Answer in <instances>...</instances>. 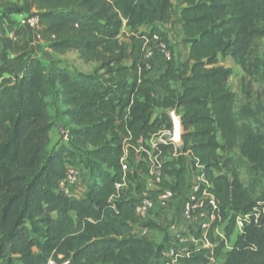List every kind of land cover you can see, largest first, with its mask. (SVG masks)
<instances>
[{
    "label": "trees",
    "instance_id": "trees-1",
    "mask_svg": "<svg viewBox=\"0 0 264 264\" xmlns=\"http://www.w3.org/2000/svg\"><path fill=\"white\" fill-rule=\"evenodd\" d=\"M175 2L183 41L189 46L188 58L180 64L161 29L170 23ZM263 4L28 0L23 9L0 0V258L6 264H125L120 254L143 245L131 236L133 226L159 228L137 213L143 198H157L166 190L173 199L181 196L191 162L204 176L202 188L218 201L206 238L214 243L219 220L228 221L224 241L212 250H175L179 263L215 264L234 232L236 217L249 215L223 264H264V214L255 221L253 212L264 195L254 199L253 188L241 181L247 167L249 178L264 171V124L255 131L247 114L236 111V95L227 88L230 73L218 62L219 55L226 57L229 50L264 36ZM24 11L37 17L41 38L54 55L75 53L84 65H96L95 73L76 71L59 60L15 54L5 27L12 15ZM121 34L127 44L119 40ZM157 42L166 46L170 59L162 73L151 76L144 57ZM50 99L63 108L60 116L71 126L67 142L61 139L52 147ZM175 108L186 134L181 148L175 150L171 143L161 147L163 183H155L143 161L124 182L125 139L136 146L165 129L171 131L168 115H155V110ZM234 148L242 158L231 156ZM175 152H189V157H173ZM70 156L80 162L86 158L93 175L81 200L58 186L67 175ZM244 158L248 162H242ZM130 178L133 183H128ZM120 184H125L122 190L116 187Z\"/></svg>",
    "mask_w": 264,
    "mask_h": 264
},
{
    "label": "rangeland",
    "instance_id": "rangeland-1",
    "mask_svg": "<svg viewBox=\"0 0 264 264\" xmlns=\"http://www.w3.org/2000/svg\"><path fill=\"white\" fill-rule=\"evenodd\" d=\"M179 22V6L175 2L170 23L166 27L162 26L161 29L167 34L175 59L180 64L185 58L187 47L183 41ZM17 30L19 29H15L14 25H12L11 31L8 33L6 32L8 37L12 40L15 54L25 52L41 57L42 54L46 53L45 48L42 47L41 37L39 39L34 38V43L31 44L33 41L27 37H20L22 35L21 31ZM259 30L263 32L262 27H259ZM119 40L121 42H125L126 44L128 43L127 36L124 34L119 36ZM54 60H59L61 63L68 65L76 71L90 75L95 73L97 68L94 64L84 65L78 60L75 53H69L64 57L55 55ZM218 62L220 66L227 69L230 73L227 88L230 92L236 95V111L238 113L244 112L247 114V122L255 131H258L264 124V98L262 96L264 84L261 83V79L264 77V36L255 44L245 46L240 50H229L226 57L219 55ZM150 64V72L158 73L160 69L159 66L152 70L154 67L152 63ZM96 74L99 76L102 75V72H98ZM48 102L53 122L51 131L49 132V147H52L61 139L63 142H67L66 134L71 126L68 124L66 118L60 116L59 112L63 110V108H56V104L52 103L53 99L48 100ZM160 112H165L168 115L170 111L155 110V115H158ZM180 114L181 112L177 111V115L179 117ZM163 133L165 137L168 136V130L165 129ZM155 140H157V137H154L153 141ZM218 140L220 142L219 137ZM126 151V162L131 167V173L129 175L132 176L138 162L143 158V156L141 152H135L128 147L126 148ZM219 153L223 154L222 151ZM231 156H233V158H242V155L236 148L233 149ZM81 160L82 162L74 156H70L67 160L68 172H75L77 176V182L70 189V195L77 197L79 200L85 197L90 179L93 176L89 170L87 159L84 158ZM242 162L248 161L244 158L242 159ZM193 169V181H198L201 177L198 175V172L195 171L196 169ZM249 172L251 171L248 170V167L247 169H244L241 181H243L245 185L249 184L253 188L254 199L261 198V196L264 195V171H260L256 176H252L251 178H249ZM254 174L256 173L254 172ZM188 177H190L189 174ZM253 177H257V179H254ZM144 182L148 188H155L150 179L144 177ZM128 183H133L132 178L129 179ZM140 216L145 222H153L157 224L159 228L148 229L141 225H134L131 236L135 239L141 240L143 245L138 248L127 249L120 254V260L125 264H180L178 258L176 260H172L167 257L168 250L175 249L178 253H183V250L187 248L188 245L186 233H182L180 226L177 225V227H174L176 225V215L172 209L170 208L167 212L159 204H156L153 210H141ZM72 218L74 220L76 219L74 214H72ZM227 221L228 218L225 220H219V223L214 230L215 236L218 240H220V236H225ZM238 228L240 227H235L232 236L228 240L226 239L225 248L215 264H223L226 252L231 249L236 236L239 234ZM162 247L165 248L163 250L164 258H160L158 255ZM0 264H6V259L0 258ZM14 264L20 263L16 261Z\"/></svg>",
    "mask_w": 264,
    "mask_h": 264
},
{
    "label": "built area",
    "instance_id": "built-area-1",
    "mask_svg": "<svg viewBox=\"0 0 264 264\" xmlns=\"http://www.w3.org/2000/svg\"><path fill=\"white\" fill-rule=\"evenodd\" d=\"M15 29H30L35 33L40 32V27L38 24V19L35 15H21L16 22L14 23ZM159 53L164 61L170 59V54L166 49V46L163 43L157 42L155 46L151 49H148L145 53V62L150 70L151 61L154 59L155 55ZM158 76V75H157ZM164 130L153 135L143 141L140 140L136 143V146H131L128 143V140L124 141V157L122 158V170H123V181L125 182L127 175L131 173V167L127 164V151L126 148H130L135 152H141L142 154L147 155V158L144 157L140 160L145 163L153 180L157 184L163 183L165 180V174L161 171V165L165 160V157L162 156L161 147L170 143L169 140L172 137V132L168 131V136L163 135ZM154 137H157V140L153 141ZM67 139V136H66ZM145 146V147H144ZM178 148H175L177 150ZM182 155L186 158L189 157V152H175L173 157ZM193 168H196L195 171L198 172V175L201 177L198 181H193L194 172ZM188 183L183 191L184 201L180 204L178 213H176V225L174 227L180 226L182 233H186L188 240V247L195 248H204L212 250L213 247L220 242L224 241V236H220V240L213 233L214 243H211L206 235L210 229V226L215 222V214L213 211L218 208V201L212 195L208 194L206 190L202 188L203 184H206L204 176L201 173V169L197 166H193L191 162H188ZM77 176L75 172H68L66 177L61 180L58 184L59 188L66 194L70 195V189L76 184ZM125 184L116 185L117 189H123ZM182 193V195H183ZM172 193L168 190L164 191L157 198L144 197L142 200V205L137 209V213L140 215L141 210H153L156 204H159L164 210L169 211L170 202L172 201ZM254 219L255 221L260 214H264V197L261 201L256 203V206L253 208ZM249 222V215H239L236 217V227H240L239 233L242 230L243 224ZM196 234H199V237H196ZM185 248L184 250H187ZM183 250V251H184ZM167 257L176 260L177 254L175 249H170L167 252ZM48 264H53L51 261Z\"/></svg>",
    "mask_w": 264,
    "mask_h": 264
},
{
    "label": "crops",
    "instance_id": "crops-1",
    "mask_svg": "<svg viewBox=\"0 0 264 264\" xmlns=\"http://www.w3.org/2000/svg\"><path fill=\"white\" fill-rule=\"evenodd\" d=\"M9 2H12V3H15L19 8H23L24 9V7H25V5H26V3H27V1L28 0H8ZM21 15H33V12H27V11H24V12H22V13H20V14H15V15H12L11 16V20H12V23L11 24H9V25H7L6 27H5V32H10L11 31V26L12 25H15L14 23L16 22V20L21 16ZM180 23V22H179ZM166 26H168V25H165V27ZM17 31H21V36L20 37H27L28 39H30V40H32L33 42L31 43V44H33L34 43V38L35 39H39L40 37H41V35H40V32L39 33H35V32H33L32 30H30V29H26V28H23V29H20V30H17ZM7 35V34H6ZM8 36V35H7ZM41 40H42V38H41ZM41 43H42V47H44L45 48V50H46V53L45 54H42V56L40 57V56H35V55H33V56H35L36 58H38V59H40V60H42V61H44V62H46V61H48V60H51V59H54L55 58V55L48 49V48H46V46H45V43L43 42V40L41 41ZM186 47H187V49H186V53H185V58H184V60L182 61V63L183 62H185L186 60H187V58H188V49H189V46L186 44ZM152 65H153V69L152 70H154L155 68H157L158 66H159V72L158 73H151V76H157V75H159L160 73H162L163 71H164V69L166 68V62H164V60H163V58H162V56L159 54V53H157L156 55H155V57H154V59H153V61H152ZM151 70V71H152ZM184 193H183V195H181V196H179L178 198H176V199H173L171 202H170V207H171V209H172V211L176 214V213H178V209H179V206H180V204L184 201Z\"/></svg>",
    "mask_w": 264,
    "mask_h": 264
},
{
    "label": "water",
    "instance_id": "water-1",
    "mask_svg": "<svg viewBox=\"0 0 264 264\" xmlns=\"http://www.w3.org/2000/svg\"><path fill=\"white\" fill-rule=\"evenodd\" d=\"M168 117L172 126V137L169 142L175 148H181L183 146V137L185 136V128L182 124L181 117L177 115V108L171 110L168 114Z\"/></svg>",
    "mask_w": 264,
    "mask_h": 264
}]
</instances>
